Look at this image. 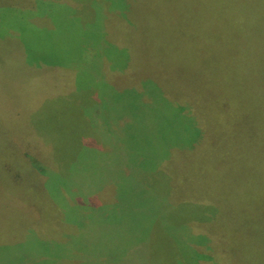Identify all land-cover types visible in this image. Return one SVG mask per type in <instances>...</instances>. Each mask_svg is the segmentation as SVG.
Instances as JSON below:
<instances>
[{
	"label": "rangeland",
	"instance_id": "1",
	"mask_svg": "<svg viewBox=\"0 0 264 264\" xmlns=\"http://www.w3.org/2000/svg\"><path fill=\"white\" fill-rule=\"evenodd\" d=\"M191 1L0 0V264H264V200L230 208L197 131L259 151L264 109H205L243 65L167 58Z\"/></svg>",
	"mask_w": 264,
	"mask_h": 264
},
{
	"label": "trees",
	"instance_id": "2",
	"mask_svg": "<svg viewBox=\"0 0 264 264\" xmlns=\"http://www.w3.org/2000/svg\"><path fill=\"white\" fill-rule=\"evenodd\" d=\"M187 2L192 3L184 0ZM197 11L199 24L196 29L190 18L195 14L192 9L182 16L185 30L175 34V42L169 46L167 58L179 60L182 50L198 62L203 61L205 54L211 53L213 68L225 60L241 69L243 65L247 72L252 73L247 88L241 86L240 80L230 79L223 64L214 77L212 102L206 104L205 109H264V0H198ZM172 93L164 90L167 97L177 98ZM251 95L255 96V102L249 100ZM181 99L189 100L187 97ZM228 114L225 111L217 113L216 126L225 121L222 127L228 130L217 128L215 141L211 139L208 128L200 127L197 131L200 140L211 143L202 146L204 153L215 149L212 153L214 175L226 179L234 201L230 208H233L242 200L254 201L258 195L264 200V143L259 144V151H255L250 145L238 146L233 141H222L219 133H223V137L227 134L234 136L239 129L228 125L236 120L235 116L229 120ZM224 213L222 208H216L213 216L206 214V217L198 218V225L208 228L212 219L221 220ZM240 213L245 219L251 217L246 209Z\"/></svg>",
	"mask_w": 264,
	"mask_h": 264
}]
</instances>
